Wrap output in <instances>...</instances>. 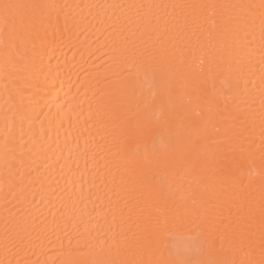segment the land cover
Returning a JSON list of instances; mask_svg holds the SVG:
<instances>
[{"label": "bare ground", "instance_id": "1", "mask_svg": "<svg viewBox=\"0 0 264 264\" xmlns=\"http://www.w3.org/2000/svg\"><path fill=\"white\" fill-rule=\"evenodd\" d=\"M162 261L264 264V0H0V264Z\"/></svg>", "mask_w": 264, "mask_h": 264}, {"label": "snow or ice", "instance_id": "2", "mask_svg": "<svg viewBox=\"0 0 264 264\" xmlns=\"http://www.w3.org/2000/svg\"><path fill=\"white\" fill-rule=\"evenodd\" d=\"M14 7H18V6H14V5H10V4H4L3 5V9L5 12V21L7 22V20L9 19V15H10V10ZM174 223V221H169V220H164L163 222H158L156 225V228L159 231H163L167 228H169L170 226H172V224ZM160 264H168V262L166 261H162L160 262ZM173 264H176V262H173ZM180 264H186V262H180ZM209 264H216L215 261H211L209 262Z\"/></svg>", "mask_w": 264, "mask_h": 264}]
</instances>
